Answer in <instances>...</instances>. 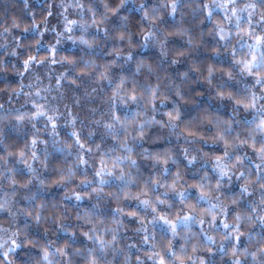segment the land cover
I'll return each mask as SVG.
<instances>
[{
	"label": "clouds",
	"instance_id": "1",
	"mask_svg": "<svg viewBox=\"0 0 264 264\" xmlns=\"http://www.w3.org/2000/svg\"><path fill=\"white\" fill-rule=\"evenodd\" d=\"M0 264H264V0H0Z\"/></svg>",
	"mask_w": 264,
	"mask_h": 264
}]
</instances>
